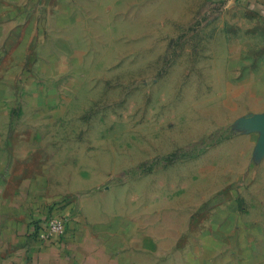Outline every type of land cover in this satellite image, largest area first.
Listing matches in <instances>:
<instances>
[{
    "label": "rangeland",
    "instance_id": "obj_1",
    "mask_svg": "<svg viewBox=\"0 0 264 264\" xmlns=\"http://www.w3.org/2000/svg\"><path fill=\"white\" fill-rule=\"evenodd\" d=\"M35 7L0 57L1 131L145 264H264L261 31L200 0Z\"/></svg>",
    "mask_w": 264,
    "mask_h": 264
},
{
    "label": "crops",
    "instance_id": "obj_2",
    "mask_svg": "<svg viewBox=\"0 0 264 264\" xmlns=\"http://www.w3.org/2000/svg\"><path fill=\"white\" fill-rule=\"evenodd\" d=\"M41 1L0 0V57L9 45L29 43ZM175 1L185 7L192 3ZM200 1L216 12L236 13L231 21L237 28L246 23L249 38L261 31V64L254 73L263 77L264 88V0ZM76 197L53 181L31 148H18L0 128V264H145L142 243H130L122 215L83 214L84 203ZM52 218L64 221V232L43 238Z\"/></svg>",
    "mask_w": 264,
    "mask_h": 264
},
{
    "label": "built area",
    "instance_id": "obj_3",
    "mask_svg": "<svg viewBox=\"0 0 264 264\" xmlns=\"http://www.w3.org/2000/svg\"><path fill=\"white\" fill-rule=\"evenodd\" d=\"M65 229V223L62 219L52 218L47 222V232L43 238H57L61 236Z\"/></svg>",
    "mask_w": 264,
    "mask_h": 264
},
{
    "label": "water",
    "instance_id": "obj_4",
    "mask_svg": "<svg viewBox=\"0 0 264 264\" xmlns=\"http://www.w3.org/2000/svg\"><path fill=\"white\" fill-rule=\"evenodd\" d=\"M260 124L262 125L263 127V130H264V115L260 117ZM263 140H264V134H263Z\"/></svg>",
    "mask_w": 264,
    "mask_h": 264
}]
</instances>
